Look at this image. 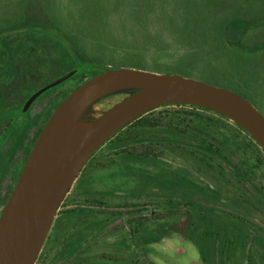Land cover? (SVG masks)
Here are the masks:
<instances>
[{
	"label": "rangeland",
	"instance_id": "obj_1",
	"mask_svg": "<svg viewBox=\"0 0 264 264\" xmlns=\"http://www.w3.org/2000/svg\"><path fill=\"white\" fill-rule=\"evenodd\" d=\"M39 3V9L43 5L40 21L64 24L83 41L98 62L111 64L110 68L179 74L226 88L248 99L264 115V0H50ZM25 5L23 0H0V24L22 12ZM31 5L38 7L35 3ZM231 14L249 27L244 44L232 41L225 27L227 16ZM239 30L233 28L231 31ZM34 36L45 40L26 60L32 67L26 70L27 79L13 80L0 75L2 86L10 87L0 111L23 102L19 88L39 89L68 75L73 68V60L50 43L56 41V36L37 33ZM49 94L50 90L44 96ZM54 95L43 96L24 114L8 112L0 116V134L11 125L6 136L0 139V153L2 149H13L15 142L19 143L26 133H31L36 126L32 124L34 116L44 115L43 108ZM99 101L92 105L87 116L100 115L121 99L108 95ZM166 107L150 114L159 120L161 130L143 134L146 141L137 142L128 149L139 156H157L174 167L186 168L224 198L264 212V201L255 190L264 187L261 171L251 175L252 185L239 177L227 160L202 149L201 142L180 138L182 144L172 145L157 141L172 136L163 127L177 121L173 111L179 108ZM27 123L32 126L27 128ZM178 128L184 129L179 125ZM26 151L27 146L19 155V162L24 161ZM121 153L107 143L85 166L57 215L71 209L93 212L64 221L59 230L54 228L55 222L36 264H204L197 247L183 234L187 224L182 217L185 209L181 208V201L156 187L144 189L141 173L174 184L178 177L165 167L123 158ZM223 154L232 162H238L237 157H231L224 150ZM2 158L5 167L1 168L4 171L0 170V178L4 176L0 195H5L12 174L5 169L10 157L2 154L0 160ZM125 200L145 204L131 224L118 220L77 254L64 258L63 251L89 233L95 220L108 219L112 215L110 204ZM128 209L135 211L132 207ZM139 221L156 229L167 227L165 229L169 228L172 236L150 246L151 253H141L134 247L131 236L132 228H136ZM219 229L223 231V224ZM226 242L222 264H251L247 250L231 247ZM227 247L230 249L226 250ZM253 257V264H264V254Z\"/></svg>",
	"mask_w": 264,
	"mask_h": 264
},
{
	"label": "trees",
	"instance_id": "obj_2",
	"mask_svg": "<svg viewBox=\"0 0 264 264\" xmlns=\"http://www.w3.org/2000/svg\"><path fill=\"white\" fill-rule=\"evenodd\" d=\"M49 1L50 0H23L27 5L21 10L22 12H19L14 17L8 18L7 21L0 24V75H3V78L5 75L13 78V80L27 79L26 70L32 67L26 60L29 59L30 56H33V52H36L39 44L45 40L44 38L35 37V33L43 35L52 34L56 36V41H51L50 43L60 53L73 60V68L70 72H73V75L67 79L66 82L50 90V93H54L61 89V96H59L57 101L52 104L44 115H42V117L46 115V119L42 123L43 125L69 94L88 79L110 68L109 66L111 65L98 62L92 52L84 45L83 41L74 36L64 24L40 21L43 5L41 9H39V2L44 4ZM31 3L37 4L38 7L36 6V8H34V4L31 5ZM227 17L228 24H226L225 27L230 31V38L232 41L241 45L248 35V25L236 19L232 14ZM256 24H258V22ZM233 28H235V30H240L233 33L231 31ZM31 35H33V38L30 37ZM260 47L263 46L261 45ZM242 48L245 50V47ZM52 83L49 82L39 89L34 87L30 88L29 86L26 88L24 86L19 88L21 89V100L23 102L8 110L0 111V116H4L5 113L8 114V112L11 114L12 112L17 113V115L20 114L22 106L28 97L40 89H45ZM67 84H70V86L63 89ZM6 87L2 86L0 82V107L6 102L5 95L8 96L9 94L8 91L10 87ZM129 94L130 91H121L112 93L109 96L123 100ZM102 100L103 99L99 102ZM172 107L179 108L173 111V117L177 121L173 123L172 126L163 127V130L172 133V136L169 138H158L157 141L172 145L182 144L180 138L187 139L188 141L193 140V142H201L202 149L227 160L234 167L238 176L252 185L253 182L250 179L251 175L258 171H261L264 175V151L242 128L225 117L205 109L182 105H173ZM153 112L154 110L129 123L104 145L109 143L113 149L121 151V156L123 158L150 162L173 171L178 177L176 184L173 182L171 183V181H162L149 173H141L144 189L156 187L169 196L178 198L181 201V208L185 209L182 213V217H184L187 224L183 234L197 247L204 264H222L225 244L227 245L226 240L230 243L231 247L237 246L247 250L249 260L251 264H253V256L264 254V212H260L259 209L255 207L238 205L224 198L220 192L212 188L208 183L202 181L186 168L174 167L170 163L159 159L157 156H139L131 149H128V147L134 146L137 142L141 143L144 142V140L146 141L143 134L157 130L162 126L157 118H153L150 115ZM38 121L39 118H33L32 124L37 125ZM32 124L29 126L27 123L26 127L29 128ZM178 125L184 129L178 128ZM7 127L11 128V125ZM42 127L43 126H41V128ZM5 129L3 133L0 134V139L10 130L5 132ZM40 130L36 134L33 142L37 140ZM29 136L30 133H26L19 143L14 141L13 149H19ZM32 145L33 143L29 147V151L21 167L14 173L12 177L13 181L8 188L7 195L0 201V212L18 180L23 165L32 149ZM102 147L94 153L86 166L94 160V157ZM223 150L228 152L231 157H237L238 162H232L229 157L223 154ZM12 156H10L9 163L5 168L7 169V172L5 171L6 173L12 172L10 168ZM3 179L4 176L0 178V187ZM255 190H257V193L264 201V187L255 188ZM67 198L68 196L66 199ZM122 202L119 201L110 204L113 206L112 215L108 219L95 220L94 226L89 233L73 241L72 244L63 251L64 258H71L73 255L77 254L85 244L99 238L110 230L118 220L131 224L130 221L135 220L137 214H140L144 210L142 208L145 207V204L141 202L137 203L130 200ZM166 204L176 205L167 202ZM129 207H132L135 211H129ZM90 212L93 211L86 209L67 210L61 215H57L54 221V223L56 222L54 228L59 230L64 221H68L74 216L76 217L83 213L87 214ZM221 224H223V231L219 229ZM130 226L132 228V225ZM243 226L244 228H242ZM135 227L136 228H132L133 231L131 232L132 242L136 250H139L141 253H151L152 249L149 248L150 246L159 244L165 238H170L172 236L171 230L169 228L168 230L165 229L167 227L156 229L144 223H140V221L136 223ZM228 249L230 248L227 247L226 250Z\"/></svg>",
	"mask_w": 264,
	"mask_h": 264
},
{
	"label": "water",
	"instance_id": "obj_3",
	"mask_svg": "<svg viewBox=\"0 0 264 264\" xmlns=\"http://www.w3.org/2000/svg\"><path fill=\"white\" fill-rule=\"evenodd\" d=\"M72 75L36 93L28 105ZM121 91L130 94L87 116L97 101ZM173 105L225 117L264 151V115L240 94L179 74L108 68L69 94L36 140L0 214V264H36L60 207L94 153L129 123Z\"/></svg>",
	"mask_w": 264,
	"mask_h": 264
},
{
	"label": "flooded vegetation",
	"instance_id": "obj_4",
	"mask_svg": "<svg viewBox=\"0 0 264 264\" xmlns=\"http://www.w3.org/2000/svg\"><path fill=\"white\" fill-rule=\"evenodd\" d=\"M64 82H66V81H64ZM64 82H62V83H64ZM61 83V84H62ZM50 85V84H49ZM48 85V86H49ZM60 85V84H59ZM47 86V87H48ZM58 87V86H57ZM53 88H55V87H53ZM53 88H49V89H47V90H45V91H43L39 96H38V98H36V100L34 101V102H32L31 103V105H28V103H29V101H30V99L36 94V93H38V92H40V91H42L41 89L40 90H38L37 92H35L33 95H31L30 97H28L26 100H25V102H24V104H23V106H22V109H21V113H26V112H28V111H30V109L36 104V102H37V100H39V99H41L49 90H51V89H53ZM55 93V95L53 96V98L44 106V108H43V110H44V112L43 113H45V112H47L48 111V109L52 106V104H54L56 101H57V99L59 98V96H61V91L59 92V93H57V92H54ZM54 93H51V94H49V95H47V96H51L52 94H54ZM47 96H44L45 98L47 97ZM41 111V110H40ZM39 118V121H38V123H37V125L35 126V127H33L32 128V130H31V133H30V136H29V138L25 141V143L24 144H22V146L19 148V149H2V152L0 153V155H2V154H4V157L6 156V155H8L9 157L10 156H12V161L10 162L11 163V171L12 172H9V173H11L12 174V177L14 176V173H15V171L16 170H18L20 167H21V165H22V163L24 162V161H22V162H19L18 161V158H19V155H21V153H24V151H25V147L27 146V151H26V155H27V152L29 151V147L31 146V144L33 143V145H32V148H33V146H34V144H35V142H33V140H34V138H35V136H36V134L38 133V131L40 130V128H41V126H43L42 128H41V130H40V133H41V131L43 130V128H44V126H45V124L47 123V121H48V119H47V121L44 123V125L42 124L43 123V121H45V119H46V115H45V117H42V114H38V115H35L34 116V118ZM41 118V119H40ZM50 118V117H49ZM8 128V127H7ZM5 129L6 131L7 130H9V129ZM40 133H39V135H40ZM39 137V136H38ZM38 139V138H37ZM32 150V149H31ZM31 152V151H30ZM30 154V153H29ZM29 156V155H28ZM28 158V157H27ZM25 160V159H24ZM15 161H16V163H15ZM18 162V163H17ZM26 162V161H25ZM13 163H15L14 165H13ZM25 164V163H24ZM24 166V165H23ZM5 167V164H4V161H3V158L0 160V170L2 171L3 169H1V168H4ZM23 169V168H22ZM12 181H13V179H12ZM12 181H11V184H12ZM10 184V185H11ZM8 191V190H7ZM0 192H1V187H0ZM1 194V193H0ZM7 195V192H6V194L5 195H0V201L5 197ZM3 209V208H2ZM2 209H1V211H2ZM0 214H1V212H0Z\"/></svg>",
	"mask_w": 264,
	"mask_h": 264
}]
</instances>
